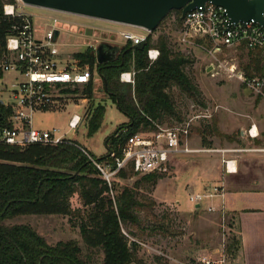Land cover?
<instances>
[{"label": "rangeland", "instance_id": "rangeland-1", "mask_svg": "<svg viewBox=\"0 0 264 264\" xmlns=\"http://www.w3.org/2000/svg\"><path fill=\"white\" fill-rule=\"evenodd\" d=\"M25 11L36 21L44 16H53L64 25L61 26L63 29L57 42L61 44L58 48L61 56L66 60L74 58V54L86 52L90 48L96 50L102 44L121 48L126 43L120 36L121 32L144 34L140 28L77 15L33 7H26ZM159 35H164L167 38L172 52H180L192 61L190 65L186 66L185 72L197 86L204 105L198 107L195 103L188 102L175 88L170 91L175 104L180 107L183 113L182 118L187 116L184 115L187 111L189 114L192 113L191 104L197 106L198 110H206L209 118L196 120L189 137L191 146L195 144V148L205 149L209 152L196 153L189 159L183 157L181 167L176 170L175 167L170 166L169 173L159 179L155 186L141 180L143 176L140 175H132L125 180L113 177L112 181L115 183L116 189L133 188L136 182L139 184L134 189V196L138 202L136 213L141 223L122 226V232L129 242L137 244V256L145 264H205L202 262L204 258L210 264H231V256L226 251L232 228V223L228 220L229 217L221 218L219 215H213L206 210L205 201L201 202V207L198 208L195 206L196 204L189 202L190 194L202 190H197L189 183L193 181L199 187L195 182L200 179L212 182L214 179L210 180L208 176H203V171L212 170V173L209 172L212 175L211 178L216 177V170H213L215 162L218 163L217 169L220 172L221 167H224L223 160L236 159L233 157L235 155H238L237 157L246 155V153L235 150L255 147L254 149H260V151L247 154L260 157L253 160L264 158V100L255 96L238 81L228 79L222 68L228 66L234 59L242 70V66L247 62L246 50L240 48L236 51L223 50L221 53L211 55L207 54L202 47L199 48L198 45L190 47L179 44V27L174 12L168 13L159 23L151 40L155 41ZM198 44L208 48L203 42ZM82 64H86L90 69L89 64ZM221 65L222 67H220ZM209 67L211 70L208 71ZM9 77L7 74L4 75V79L7 81ZM92 83V98H89L85 93L86 85L73 89L68 88V92L59 93L58 107L55 110L35 112L32 123L34 128L39 130L56 129L64 133L67 131L68 121L73 114L84 118L90 104L95 105L100 102L104 106L105 112L101 127L96 133L89 136L86 122L82 119L76 136L66 135L80 142L90 156L98 160L107 153L105 139L117 128L127 124L128 119L102 91L101 80L98 76L94 75ZM174 121L176 120H172V122ZM213 122L218 132L230 137L232 141L213 134L206 136V139L211 143L209 147L201 145L198 129H201L202 126H210ZM252 122L257 123L260 128V137L257 139L259 145L249 137L240 138L239 135L242 130L246 133ZM163 125L170 126L168 123ZM225 147H231V149L225 151L222 149ZM223 151H232L230 154L232 157L225 155V158L221 159ZM104 166L110 168L111 164ZM207 184L204 182L202 188L208 189L210 184ZM151 202L154 205H149ZM70 205L72 209L81 208L77 196L71 198ZM83 214L84 211L81 209L80 215L71 217L26 215L5 220L3 224L28 225L50 246H54L58 242L74 241L80 248L82 259L99 263L103 258L102 253L100 251L89 252L81 240L79 224ZM87 255H90V259L86 258ZM246 259H248L247 264H253L251 255ZM221 260H223L222 263H220Z\"/></svg>", "mask_w": 264, "mask_h": 264}, {"label": "trees", "instance_id": "trees-1", "mask_svg": "<svg viewBox=\"0 0 264 264\" xmlns=\"http://www.w3.org/2000/svg\"><path fill=\"white\" fill-rule=\"evenodd\" d=\"M172 12L180 26V11L169 13ZM153 32L147 34L142 49H131L133 45L127 41L116 60L110 63L98 64L93 48L74 54L75 59L89 64L92 71V80L84 89L87 96L92 98L93 77L98 76L102 91L128 119L127 124L105 139L107 153L98 159L100 162L112 163L108 152L119 157L135 132L151 127L150 121L172 125V120H181L183 113L175 104L170 91L172 88L177 89L188 102L201 107L204 105L197 86L185 72L192 61L180 52H172L164 35L152 41ZM149 48L159 51L152 63L146 56ZM128 71L134 72L133 85L119 80V75ZM242 71L247 77L262 76L264 61L261 54L247 51V62ZM104 112L100 102L91 103L88 107L83 120L89 136L100 129ZM0 113L2 117L7 116L2 107ZM198 133L203 146L211 145L207 135L214 134L232 141L218 132L214 122L210 126H202ZM255 143L259 145V142ZM132 175L131 170H125L116 178L125 180ZM164 176L149 174L141 180L155 186ZM138 186L136 182L133 188L116 189L112 183L109 188L88 158L64 143L30 145L23 149L0 144V264H145L137 256V244L129 242L122 232V226L141 223L134 196V189ZM73 196H77L81 208H71ZM149 205L154 204L151 202ZM81 209L84 211L79 224L81 240L89 252L102 253L99 263L82 259L80 248L74 241L50 246L28 225L3 224L5 220L26 215L78 216ZM229 241L226 251L233 257L239 248V240L232 235ZM86 258L90 259V255Z\"/></svg>", "mask_w": 264, "mask_h": 264}, {"label": "built area", "instance_id": "built-area-1", "mask_svg": "<svg viewBox=\"0 0 264 264\" xmlns=\"http://www.w3.org/2000/svg\"><path fill=\"white\" fill-rule=\"evenodd\" d=\"M28 7L21 0H1L0 7V107L7 111V116L0 113V144L20 149L30 145L55 146L61 143L73 146L88 158L98 170L107 186L111 188L113 177L119 172L131 170L134 175L167 174L173 160L182 155L203 152L188 144L190 130L196 120L207 119L206 110L191 104L190 114L167 126L150 121L151 127L135 132L122 148L121 155L109 153L112 163L100 162L78 144L74 138L82 122V117L73 114L67 124V131L39 130L34 128L32 120L35 112L51 111L58 107L59 93L64 89L85 86L92 80L91 70L79 59L66 60L59 51L61 45L57 38L64 26L53 16H44L39 21L25 11ZM44 10V9H42ZM49 11V10H46ZM53 12V11H51ZM263 24L248 22H230L225 9L205 3L185 14L179 27V44L190 47L199 46L207 54L215 55L223 50L243 48L246 51L259 52L264 61V12ZM144 34L121 32V38L132 45L145 40ZM56 32V35H55ZM203 42L208 48L200 46ZM159 55L156 48L146 51L147 59L154 62ZM85 66V67H83ZM222 67V65L220 66ZM228 79H234L244 85L255 96L264 100V74L247 77L234 59L228 66L222 67ZM9 75V80L4 75ZM134 72H123L120 82L133 85ZM194 110V111H193ZM251 126L248 136L252 135ZM256 136V135H255ZM260 151V149H251ZM225 171L232 172L230 164L234 161L223 160ZM110 168L104 165H110ZM233 172L236 171L235 165ZM112 181V182H111ZM214 196H223V190L212 186L202 192L190 194L188 199L193 204H200ZM212 212L213 208H208ZM205 264L209 261L202 259ZM223 260L220 261L222 263Z\"/></svg>", "mask_w": 264, "mask_h": 264}, {"label": "crops", "instance_id": "crops-1", "mask_svg": "<svg viewBox=\"0 0 264 264\" xmlns=\"http://www.w3.org/2000/svg\"><path fill=\"white\" fill-rule=\"evenodd\" d=\"M251 126L254 127L252 131L256 129V136L249 137L247 132L244 136L246 138L249 137L254 142H258L259 140L257 139L260 137L259 125L252 122L250 124V127ZM239 135L240 138H243L241 134ZM188 142L191 148L198 149L195 148V144L193 146L190 145L191 138H189ZM254 148L255 147H253V149ZM222 149L226 151L230 150L231 147H225ZM251 149L252 148H244V150H235L237 152L246 153V155L243 154L240 157H237L238 155L233 156L236 158L231 160L234 161L236 168L235 172L227 173L225 169H223L225 168L223 166L219 172V169H217L218 163L215 162L213 170H216V177L211 178L212 175H210L209 172L212 173V170H205L207 173L203 171V176H208L210 180L214 179L212 182L200 179V181L198 180L195 182L199 187L196 186L193 181L189 183L196 187L197 190L202 189L198 192L206 190V188H202L204 182L210 184L211 187L218 186L223 190L222 197L214 196L206 200L204 203L207 206L206 210H208V208H213V211L211 212L213 215H219L221 218L229 217L228 220L232 223L230 236L233 235L239 240V248L236 254L231 257V264H247L248 259H246V257L249 255L252 257L251 262H253V264H264V158L253 160L260 157H253L247 154L255 153ZM225 151H223L224 154H222L221 159L225 158V155L232 157V155H230L232 151ZM195 154L196 153L176 157L172 162V166L178 170L183 164V157L189 159ZM195 206L197 208L201 207V203L196 204Z\"/></svg>", "mask_w": 264, "mask_h": 264}, {"label": "water", "instance_id": "water-1", "mask_svg": "<svg viewBox=\"0 0 264 264\" xmlns=\"http://www.w3.org/2000/svg\"><path fill=\"white\" fill-rule=\"evenodd\" d=\"M28 7L57 13L77 15L108 21L128 27H136L152 33L170 11H180V20L186 13L210 3L225 9L230 22L253 20L263 24L264 0H21ZM56 35V32H55ZM145 40L131 49H142ZM121 49L107 44L95 50L98 64L116 60ZM211 68H208V71ZM246 134L243 130L240 133ZM110 152H108L109 155Z\"/></svg>", "mask_w": 264, "mask_h": 264}, {"label": "bare ground", "instance_id": "bare-ground-1", "mask_svg": "<svg viewBox=\"0 0 264 264\" xmlns=\"http://www.w3.org/2000/svg\"><path fill=\"white\" fill-rule=\"evenodd\" d=\"M256 134H257L256 129H254V130L252 131V135L255 136ZM233 166H234L233 164H230V165H229V168H230V170H231L232 172H233V169H234Z\"/></svg>", "mask_w": 264, "mask_h": 264}, {"label": "flooded vegetation", "instance_id": "flooded-vegetation-1", "mask_svg": "<svg viewBox=\"0 0 264 264\" xmlns=\"http://www.w3.org/2000/svg\"><path fill=\"white\" fill-rule=\"evenodd\" d=\"M121 49V48H120Z\"/></svg>", "mask_w": 264, "mask_h": 264}]
</instances>
